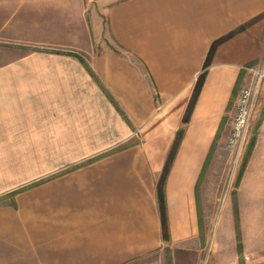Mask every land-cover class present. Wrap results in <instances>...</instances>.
<instances>
[{
	"label": "crops",
	"instance_id": "obj_1",
	"mask_svg": "<svg viewBox=\"0 0 264 264\" xmlns=\"http://www.w3.org/2000/svg\"><path fill=\"white\" fill-rule=\"evenodd\" d=\"M260 65L264 0H0V264H138L197 241L202 179ZM261 130L236 200L260 251Z\"/></svg>",
	"mask_w": 264,
	"mask_h": 264
},
{
	"label": "rangeland",
	"instance_id": "obj_2",
	"mask_svg": "<svg viewBox=\"0 0 264 264\" xmlns=\"http://www.w3.org/2000/svg\"><path fill=\"white\" fill-rule=\"evenodd\" d=\"M263 85L264 81L252 122L250 141L242 157L235 163L228 146L222 145L215 162L209 164L208 176L204 174L200 193V235L197 241H190L175 250L165 247L163 251H156L141 259L138 264H264V248L261 251L258 247H253L256 250L244 248L241 210H238L236 201L243 171L254 147L251 148V143L262 131ZM228 202L232 208L227 207Z\"/></svg>",
	"mask_w": 264,
	"mask_h": 264
},
{
	"label": "built area",
	"instance_id": "obj_3",
	"mask_svg": "<svg viewBox=\"0 0 264 264\" xmlns=\"http://www.w3.org/2000/svg\"><path fill=\"white\" fill-rule=\"evenodd\" d=\"M246 69L251 73V80L238 93L227 139V146L235 163L242 157L249 144L260 88L264 81L263 65L246 67Z\"/></svg>",
	"mask_w": 264,
	"mask_h": 264
},
{
	"label": "trees",
	"instance_id": "obj_4",
	"mask_svg": "<svg viewBox=\"0 0 264 264\" xmlns=\"http://www.w3.org/2000/svg\"><path fill=\"white\" fill-rule=\"evenodd\" d=\"M221 41V39L217 42H215L213 45H212V48L210 50V54H212L215 46L217 43H219ZM209 62V61H208ZM202 80H203V77H201L198 82H197V85L195 87V90H194V93H193V96H192V99L190 101V104H189V107H188V111L186 113V117H185V120L188 119L189 117V114L191 112V109L192 107L194 106V103L198 97V94H199V91H200V87H201V84H202ZM182 134V130H180L178 132V137L171 149V152H170V155L168 157V160H167V163H166V166L164 168V172L159 180V183H158V196H159V202H160V209H161V212H162V222H163V228H164V237L165 239L168 238V233H167V219H166V202H165V193H164V186H165V180H166V176L168 174V171H169V167H170V164H171V161L175 155V152H176V149L178 147V143H179V139H180V136ZM255 142H256V138L253 139V142L251 143V148L255 145Z\"/></svg>",
	"mask_w": 264,
	"mask_h": 264
}]
</instances>
